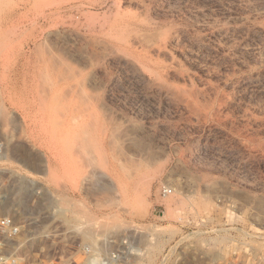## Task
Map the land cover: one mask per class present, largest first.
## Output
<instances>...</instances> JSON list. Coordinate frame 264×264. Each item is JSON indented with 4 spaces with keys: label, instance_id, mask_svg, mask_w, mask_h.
Returning <instances> with one entry per match:
<instances>
[{
    "label": "rangeland",
    "instance_id": "rangeland-1",
    "mask_svg": "<svg viewBox=\"0 0 264 264\" xmlns=\"http://www.w3.org/2000/svg\"><path fill=\"white\" fill-rule=\"evenodd\" d=\"M13 176L28 264H264V0H0Z\"/></svg>",
    "mask_w": 264,
    "mask_h": 264
},
{
    "label": "built area",
    "instance_id": "built-area-1",
    "mask_svg": "<svg viewBox=\"0 0 264 264\" xmlns=\"http://www.w3.org/2000/svg\"><path fill=\"white\" fill-rule=\"evenodd\" d=\"M6 187V188H3ZM21 187L28 188L35 197H41L43 194V184L30 177L13 176L7 177L2 181L0 179V205L7 195L12 194L14 190ZM19 189V191H20ZM157 194L166 198L171 195L174 188L166 183L158 184L156 188ZM30 224L25 220L17 218L10 213L0 212V264H28L26 256L20 250L22 244L21 237H25L30 233ZM135 244V239L131 234L122 237L119 244L113 247L110 252L98 259L97 257L89 258L84 264H123L126 257L130 254V250ZM14 245V246H13ZM58 264H80L74 259L60 258L56 261ZM263 264L262 259L253 254L250 257L245 255H236L230 259H225L211 264Z\"/></svg>",
    "mask_w": 264,
    "mask_h": 264
},
{
    "label": "bare ground",
    "instance_id": "bare-ground-1",
    "mask_svg": "<svg viewBox=\"0 0 264 264\" xmlns=\"http://www.w3.org/2000/svg\"><path fill=\"white\" fill-rule=\"evenodd\" d=\"M161 84H162V83H159V85H161ZM162 85H163V84H162ZM24 189H25V190H27V187H26V188H24ZM24 189H23V190H24ZM29 192H30V191H29ZM24 196H26V193H25V195H24ZM24 196H23V198H25ZM28 196H29V195H28ZM25 199H26V198H25ZM21 202H22V201H21ZM23 202L25 203V202H27V201H23Z\"/></svg>",
    "mask_w": 264,
    "mask_h": 264
}]
</instances>
